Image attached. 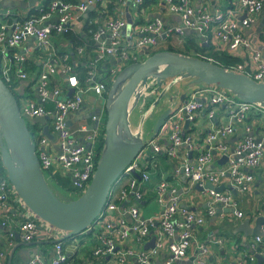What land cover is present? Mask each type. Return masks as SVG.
Masks as SVG:
<instances>
[{"label": "built area", "instance_id": "obj_1", "mask_svg": "<svg viewBox=\"0 0 264 264\" xmlns=\"http://www.w3.org/2000/svg\"><path fill=\"white\" fill-rule=\"evenodd\" d=\"M103 1L106 0H80L72 4L64 0H50L47 3L37 0L25 18L13 15L10 9L0 14L1 18H5L0 25V77L19 95L17 102L26 122H32L35 117H48L46 123L56 139V148L53 150L49 147L50 140L42 133V128L40 135H36V132L30 135L41 169L45 178L53 177V169H60L70 179L72 189L69 191L75 197L81 195L89 185L102 150L106 117L104 105L99 114L94 112L98 99L106 98L107 82L127 64L138 62V56L144 54L146 49L155 48L173 38L180 42L187 31L200 34L201 41L217 50H234L240 45H247L239 25L248 27L264 8V0H237L233 7L213 12L206 5L194 6L195 0H157L161 7L178 15L180 23L166 24L155 16L131 23L129 29L127 21L121 16L122 12L120 15L106 16L98 10V15L89 20L90 24L95 25V29L87 31L89 42L76 47L75 56L66 52L59 54L57 39L68 31H75L77 22L89 7ZM117 1L125 3L124 0ZM142 3L143 0H135L136 13L142 12ZM240 12H244L245 16L237 17ZM90 50H94V53H89ZM207 60L211 61V58ZM81 62L87 68L82 77L77 72ZM31 63L38 65L37 72L27 70ZM226 69L264 82V58L257 49L253 50L248 62H239ZM22 82L28 85L21 87ZM203 93V99L189 95L172 111L162 122L158 133L147 141L115 181L95 223L87 233H81L94 232V257L113 259L116 264L131 260L135 264H153L158 253L166 251L168 256L158 264H178L187 256L190 245L198 241L196 228L204 225L218 210L231 207L235 218L244 217V213L236 209L230 189L239 194L249 191L253 182L252 171L263 159L264 138L257 139L246 128L244 136L232 148L225 144V139L245 121L251 110L264 109L214 85H209ZM88 94L94 95L96 100L89 102L84 111L83 104ZM221 106L227 109V118L222 123L215 121L217 109ZM202 111L208 118L204 140L206 147H198L188 130L190 128H185L186 120L190 127L197 125V117ZM77 112L88 115V119L68 124L70 117ZM166 132L169 142L164 145L159 136ZM181 146H186L188 151L180 169L176 171L184 174L189 185L198 183L203 186L210 182L219 186L227 179L229 190L218 192L205 188L202 192L208 198V206L204 211H196L181 206L175 187L167 178L161 177L155 186V200L159 209L152 216L142 217L139 203L143 199V184L150 179L148 167L157 163L160 155L169 159L177 157V150ZM188 152H192L194 157H189ZM222 155H226L227 160L219 165L216 160ZM132 170L137 172L139 178L132 174ZM11 197L17 203L16 212L20 220L18 236L21 241L30 242L39 238L53 241L54 245L55 254L47 262L35 254L27 264H69L61 241L67 232L31 213L15 193L5 172L0 176V210L7 213L12 206ZM128 199V203L123 204ZM96 224L99 225L97 231L94 228ZM1 225L7 228V239L11 244L15 231L7 227L6 220ZM151 230L155 235L154 246L145 249L144 244L149 241ZM207 241L220 247L227 244V240L221 236H209ZM247 244L246 249L235 250V264H264L263 237L252 236ZM196 245V253L190 264H205L204 255L208 252V245L205 242H197ZM258 255L263 258L261 262H258Z\"/></svg>", "mask_w": 264, "mask_h": 264}, {"label": "crops", "instance_id": "obj_2", "mask_svg": "<svg viewBox=\"0 0 264 264\" xmlns=\"http://www.w3.org/2000/svg\"><path fill=\"white\" fill-rule=\"evenodd\" d=\"M80 1V0H77ZM125 3H119L117 0H106L97 4L93 9L89 10L87 15L84 13L75 26L74 33L84 37L83 27L87 22L88 14L90 11L105 14L106 16L120 15L122 12V17L127 21V17L131 19V23L140 21L141 19L147 20L150 17L158 16L166 24H178L180 23V18L178 15L170 13L160 6L158 1L150 3L144 6L141 13H136L135 0H124ZM237 0H195L194 6L206 5L211 12L215 10L225 11L230 7L235 5ZM26 1L22 0H0V14L6 9H10L13 15H18L21 18L29 16L30 7L22 6ZM37 3V1H36ZM35 3V4H36ZM109 5L113 10V14L109 12ZM245 16L244 12L237 13V17L242 18ZM239 29L242 35L247 40V45H240L234 50H223L237 58L240 62H248L254 49H257L262 54L264 58V8L255 21L248 27L239 25ZM190 32V31H189ZM188 33V32H187ZM33 43V40L29 41ZM57 43L62 50H68L70 48L69 42L63 38L57 39ZM166 41L161 42L165 44ZM94 46V44H93ZM89 53H94V50H90ZM183 82L179 81L184 88H178L179 95L170 102L166 95L168 86H163L160 89H151L146 94L150 95L148 100L154 99L149 105L148 101L143 99L142 105L138 106L139 110L136 115L132 109L129 113V124L132 134L135 137L141 138L147 143V141L155 135L156 125L163 115L164 112H172L178 106H180L183 101L189 95H195L196 97L203 99L205 93L203 90L209 85L204 84H190L187 79H183ZM27 82H22L21 87H26ZM174 87V86H173ZM172 87V88H173ZM161 94V97H160ZM163 94V95H162ZM144 95V94H143ZM145 102V103H144ZM89 101L83 104V110L88 108ZM84 114V113H83ZM80 112L73 114L68 122V124H75L78 119ZM133 115V120L131 116ZM136 116V118H135ZM227 118V109L224 106L219 107L216 112V122L221 121V123ZM188 130L193 134L194 142L198 147H206L205 135L208 129V118L205 111L199 113L197 117V125L189 126ZM246 128L249 129V133L256 137L257 139L264 138V111L255 108L248 113L245 121L239 124L235 128V132L225 139V144L228 145L229 149L232 148L235 143L244 136L246 133ZM188 132V133H189ZM159 140L162 144L166 145L168 141V133L161 134ZM223 141V140H222ZM49 147L53 150L56 148V139L49 141ZM186 146H181L177 150V157L169 159L160 155L156 160L157 163L151 164L149 169L150 179L148 182L143 184L144 194L143 199L140 201L141 205V215L143 217L152 216L159 209V206L155 200V186L161 177L167 178V180L173 185L179 194L180 202L185 203L189 208L196 211H204L208 206V198L202 191H198L194 188V185H189L184 174L176 169H180V164L182 159L187 152ZM188 156L193 158L194 154L188 152ZM156 165V166H155ZM253 182L247 193L239 194L233 189H230L233 199L236 203V209L244 213V217L237 219L234 217L230 209L231 207H225L217 211V213L207 220V222L196 228L195 237L198 241H194L187 250V256L185 259L178 264H190L196 253V243L205 242L208 245V252L204 255L205 264H235V250L246 249V244L249 242L253 235H249L246 241H243V233L236 231L237 227L243 223L245 220L249 221L252 227L255 224L256 219L259 216H264V155L261 164L252 171ZM68 176L64 174L60 169H53V177L50 176L46 178L48 184L53 189L61 195L66 193L72 194L67 190L62 183H65ZM64 181V182H63ZM221 185L229 190L230 184L227 179L221 182ZM65 188V189H64ZM129 199L125 201V205L128 203ZM18 212H16V206L13 205L8 209L7 213L4 210H0V264H27L30 258L38 254L45 262H47L51 257L54 256V245L53 241L35 238L30 242H23L18 236L19 230V218L17 217ZM3 220L7 221V227H10L15 231L16 235L14 241L9 244L7 239V228L1 225ZM264 231V225H263ZM81 234V233H79ZM79 234L68 238L67 236L64 240V250L69 257V264H116L113 259H100L91 255L90 251L95 245V238L92 241L82 244L79 240ZM209 236L213 237H223L227 240V244L224 246H216L207 241ZM68 244L66 245V240ZM264 240V236H263ZM85 243V242H84ZM168 256L166 251H160L158 255L153 259V264L162 263L163 260ZM125 264H135V261L131 260Z\"/></svg>", "mask_w": 264, "mask_h": 264}, {"label": "water", "instance_id": "obj_3", "mask_svg": "<svg viewBox=\"0 0 264 264\" xmlns=\"http://www.w3.org/2000/svg\"><path fill=\"white\" fill-rule=\"evenodd\" d=\"M36 1L27 0L22 6L32 7ZM91 9L93 6L89 7V10ZM127 24L129 29L131 24L129 17ZM197 36L201 38L200 34ZM202 42V45H207L205 41ZM150 78L155 80L156 89H160L167 80L176 78L187 79L190 84L214 85L231 92L242 101L257 104L264 109V82L255 81L246 74L228 70L211 61L163 50L153 53L142 61L129 63L116 75L106 99H98V107L94 113L99 114L101 106L104 105L106 121L103 146L91 181L81 195L63 200L48 184L27 122L20 113L17 98L0 77V160L15 193L31 213L52 226L66 231L67 237L90 230L104 208L108 193L115 181L145 147L146 142L135 137L131 132L129 113L137 103L136 97L132 104L133 96L138 93L139 86L147 84ZM122 82L124 83L120 86ZM71 91L72 89L69 92ZM142 94L144 92H140L139 96ZM169 114L170 112H164L160 117L155 134ZM86 119L88 115L80 113L77 120ZM47 120V116L33 119L34 122L42 125V133L49 140H53L54 135L49 130ZM188 126L189 121L186 120L185 128ZM212 153L215 154V151L212 150ZM226 160L227 156L222 155L216 163L223 165ZM132 174L139 178L137 172L132 170ZM194 188L198 191L207 188L218 192L225 189L223 185L214 186L210 182H206L203 186L196 183ZM181 206L188 208L185 203H181ZM263 225L264 216H259L252 227L249 221L245 220L236 231L242 232L243 241H246L249 235L263 237ZM153 232L154 230L150 231L151 237L144 244L145 249L154 246ZM257 258L258 262L263 260L260 255Z\"/></svg>", "mask_w": 264, "mask_h": 264}, {"label": "trees", "instance_id": "obj_4", "mask_svg": "<svg viewBox=\"0 0 264 264\" xmlns=\"http://www.w3.org/2000/svg\"><path fill=\"white\" fill-rule=\"evenodd\" d=\"M43 1H44V3H47L50 0H43ZM64 1L72 3V4L79 2L77 0H64ZM155 1L157 2V0H143V3L141 4L140 7H142V6L144 7L145 5L150 4V3L152 4ZM110 7H111V5H109V12L111 14H113V10ZM97 15H98V13L95 14L94 11L89 12L87 22L83 27V32L85 33L84 37H82L79 34L74 33V31H68V32L62 34L60 37L63 38L64 40H67V42H69L70 48L68 50H62L60 47H58L60 49V50H58V53L62 54L64 52H66V53H70L71 55L75 56L76 47L85 45V43L87 44V42H89L90 35L87 33V31L90 28L95 29V25L90 24L89 20L93 19ZM112 16H114V15H112ZM4 20H5V18L0 17V25ZM202 43L203 42L199 39L197 34H195L193 32H188L184 35V37L182 38V40L180 42L175 41V38H173V39L166 41L165 44H160L155 48L146 49L144 54L138 56V60L142 61L146 57L152 55L155 52L167 50V51H173V52L181 53L184 55H190V56L198 57V58H201L204 60H207V58H211V62H213L217 65H220L223 68H231L232 66H234L235 64H237L241 61L239 58H237V57H235V56H233V55H231L225 51L213 49L209 43H207V45H205V46L202 45ZM88 49H91L90 46H88ZM83 65H84L83 62H81V63H79V65L77 67V72H78L80 77H82L83 74L87 70V68ZM38 69H39V67L35 63H31V65H29V68H27V70L30 73H35L38 71ZM110 81L107 82L108 87L110 85ZM8 86H9V89H11L12 93L16 96L17 101L19 102V95L17 94V92L14 91V89L10 85H8ZM152 101H153V99L148 100L147 105H149ZM27 126H28V129H29L31 136L34 135L35 132H36V135H40L39 130H40V128H42V125L40 123H36L34 121H32V122L27 121ZM4 174H5V169H4V167L1 163V160H0V176H3ZM63 200H65V199H63ZM10 202L13 205V208H15V206H17V203L13 200L12 197H11ZM139 205H140V203H139ZM79 235H86V234H79ZM71 237H67V239L71 238ZM62 242H64V240ZM93 249H94V246H93L92 250L90 251L92 256H93ZM67 261H69V257H68Z\"/></svg>", "mask_w": 264, "mask_h": 264}, {"label": "rangeland", "instance_id": "obj_5", "mask_svg": "<svg viewBox=\"0 0 264 264\" xmlns=\"http://www.w3.org/2000/svg\"><path fill=\"white\" fill-rule=\"evenodd\" d=\"M122 67H124V66H122ZM115 78H116V76L115 77H113L112 79H111V81H110V85H109V87H108V92H109V88H110V86H111V84H112V82L115 80ZM179 81H181V82H183V80H181V78H176V79H173V80H171V79H169V80H167L166 82H165V84H164V87H166V86H168V89L169 90H171V91H167L166 92V95H167V97H168V100L170 101V102H173V100L179 95V90H178V88H184L181 84H179ZM155 80L154 79H152V78H150L149 80H148V82H147V84H145V85H140L139 86V88H138V93H136L134 96H133V98H132V104L135 102V98L137 97V103H136V107H135V109L133 110V112H134V114L133 115H136L135 113H137V111L139 110V107L138 106H140V105H142V103H143V99L145 100V101H148V97H150V95H148V94H146L148 91H150L151 89H155V87H156V85H155ZM124 82H122L121 83V85L120 86H122V84H123ZM174 86V87H173ZM173 87V88H172ZM140 92H144V95L142 94L141 96H139V93ZM102 99H106V98H102ZM87 100L89 101V102H94V100H95V97H94V95H92V94H88L87 95ZM103 101V100H102ZM153 101H154V99H153ZM104 102H105V100H104ZM145 103V102H144ZM133 115L131 116V120H133L134 118H133ZM102 118L104 119V113L102 114ZM106 118V117H105ZM135 118H136V116H135ZM64 182V181H63ZM62 185L67 189V190H71L72 189V185H71V182H70V179L69 178H67V180H66V182L65 183H62ZM64 188V189H65ZM55 192V194L60 198V199H65V200H68V199H73V198H76L73 194H69V193H66L65 195H61V194H59L57 191H54ZM94 228H95V231H97L98 229H99V225H95L94 226ZM84 233H87L86 231L84 232ZM79 238V240H81L82 241V244L83 245H86V243L87 242H89V241H92V239H94V237H95V235H94V232H92L91 234H86V235H80V236H78ZM68 240V239H67ZM67 240H66V245L68 244V242H67ZM85 242V243H84Z\"/></svg>", "mask_w": 264, "mask_h": 264}, {"label": "flooded vegetation", "instance_id": "obj_6", "mask_svg": "<svg viewBox=\"0 0 264 264\" xmlns=\"http://www.w3.org/2000/svg\"><path fill=\"white\" fill-rule=\"evenodd\" d=\"M107 93H108V89H107ZM107 93H106V95H107ZM106 116V115H105ZM105 121H106V118H105Z\"/></svg>", "mask_w": 264, "mask_h": 264}]
</instances>
